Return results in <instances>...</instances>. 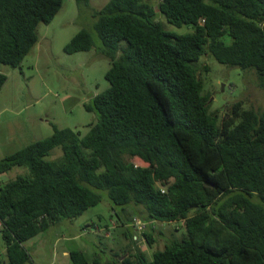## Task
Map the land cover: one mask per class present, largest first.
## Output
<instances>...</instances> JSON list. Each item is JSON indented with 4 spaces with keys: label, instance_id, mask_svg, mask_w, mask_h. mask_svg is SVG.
<instances>
[{
    "label": "trees",
    "instance_id": "1",
    "mask_svg": "<svg viewBox=\"0 0 264 264\" xmlns=\"http://www.w3.org/2000/svg\"><path fill=\"white\" fill-rule=\"evenodd\" d=\"M152 1L110 0L93 11L101 45L83 29L65 46L69 54L99 47L111 61L110 87L84 104L97 116L86 135L54 125L52 136L0 161V176L29 169L0 182V264H35L25 243L100 204L101 190L114 205L142 206L150 221L185 226L184 238L152 260L127 251L104 264H264V107L239 101L220 121L195 67L212 55L254 73L264 92V0ZM62 6L0 0V65L20 68L39 41V26ZM157 14L192 31H167ZM7 80L0 71V91ZM57 148L62 156L48 159ZM142 235L152 247L154 235ZM70 259L103 264L78 250Z\"/></svg>",
    "mask_w": 264,
    "mask_h": 264
},
{
    "label": "rangeland",
    "instance_id": "2",
    "mask_svg": "<svg viewBox=\"0 0 264 264\" xmlns=\"http://www.w3.org/2000/svg\"><path fill=\"white\" fill-rule=\"evenodd\" d=\"M109 2L90 0L84 5L76 0H63V6L52 22L39 26V41L22 66L14 69L0 65V71L8 78L0 91V161L32 142L52 136L54 125L71 128L84 136L89 125L97 122L96 114L88 112L84 104L110 87L105 75L111 61L101 55L99 47L69 54L65 52V46L83 29L89 31L100 46L93 11ZM152 3L157 6L159 0ZM157 20L167 31L178 35L192 31L188 25L169 24L162 14H157ZM122 45L126 46V43ZM195 67L203 83V96L209 100V111L219 113L220 121L230 113L227 106L239 101L245 108L259 110L264 107V92L258 89L254 73L220 64L212 55L202 57ZM61 156L62 150L57 148L47 158L56 160ZM133 161L136 165L147 166L140 159ZM28 172L27 167H15L1 175L0 182ZM99 192L103 196L100 204L87 209L76 219H63L25 243L35 264H71L70 257L63 258L64 250L83 251L91 261L98 260L103 264L115 263L128 252L145 254L152 260L155 251L163 250L171 240L184 238V222L151 223L142 206H117L107 191ZM137 221H142L146 232L154 235L152 247L136 227ZM4 252L0 233V254L4 255Z\"/></svg>",
    "mask_w": 264,
    "mask_h": 264
},
{
    "label": "built area",
    "instance_id": "3",
    "mask_svg": "<svg viewBox=\"0 0 264 264\" xmlns=\"http://www.w3.org/2000/svg\"><path fill=\"white\" fill-rule=\"evenodd\" d=\"M136 227L140 232H142V234L146 231V225L142 221H137Z\"/></svg>",
    "mask_w": 264,
    "mask_h": 264
},
{
    "label": "crops",
    "instance_id": "4",
    "mask_svg": "<svg viewBox=\"0 0 264 264\" xmlns=\"http://www.w3.org/2000/svg\"><path fill=\"white\" fill-rule=\"evenodd\" d=\"M151 223H153L152 221H150ZM91 230V229H90ZM90 230H88L87 232H89ZM62 254H63V258H67V257H70V251L69 250H64L63 252H62ZM127 255V254H126ZM67 261V260H66ZM96 261H98V260H96ZM68 263V262H67ZM69 264V263H68Z\"/></svg>",
    "mask_w": 264,
    "mask_h": 264
}]
</instances>
